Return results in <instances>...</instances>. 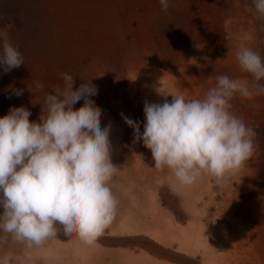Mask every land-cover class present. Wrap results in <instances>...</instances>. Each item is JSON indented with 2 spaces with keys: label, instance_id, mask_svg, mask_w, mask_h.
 <instances>
[{
  "label": "rangeland",
  "instance_id": "rangeland-1",
  "mask_svg": "<svg viewBox=\"0 0 264 264\" xmlns=\"http://www.w3.org/2000/svg\"><path fill=\"white\" fill-rule=\"evenodd\" d=\"M250 4L170 0L165 14L159 0H0V27L12 24L24 59L6 73L0 67V117L23 106L39 121L45 92H30L34 81L47 91L62 85L61 72L75 77L74 88L93 78L119 167L110 181L116 216L97 242L61 230L32 250L29 264H264V95L232 101L256 135L252 156L224 187L208 175L183 186L169 169H155L121 116L140 122L142 133L145 101L202 99L219 74L251 83L235 58L241 46L264 57V20Z\"/></svg>",
  "mask_w": 264,
  "mask_h": 264
},
{
  "label": "clouds",
  "instance_id": "clouds-1",
  "mask_svg": "<svg viewBox=\"0 0 264 264\" xmlns=\"http://www.w3.org/2000/svg\"><path fill=\"white\" fill-rule=\"evenodd\" d=\"M159 4L166 14L170 0ZM247 8L264 20V0H251ZM12 27H0L5 73L24 65L9 36ZM235 58L251 74V83L219 74L202 99L177 93L162 94L171 95L170 102L145 101L142 133L140 122L121 113L133 129V142L142 141L151 151L154 168L169 169L183 186L208 175L224 187L253 154L256 133L232 111V101L264 95V57L241 46ZM59 77L62 85H50L47 91L41 81L28 86L35 95L45 92L38 122L30 121L31 112L23 106L0 117V264H29L32 250L61 230L94 245L116 216L118 201L110 181L119 167L112 162L111 122L102 127V111L92 99L98 89L93 78L74 88L72 74ZM22 93L16 90L15 95ZM80 100L83 105L74 108ZM17 245H23L19 254Z\"/></svg>",
  "mask_w": 264,
  "mask_h": 264
}]
</instances>
